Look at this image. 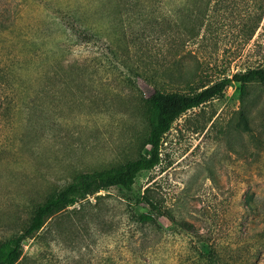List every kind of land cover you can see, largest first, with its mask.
Here are the masks:
<instances>
[{"label": "rangeland", "instance_id": "obj_1", "mask_svg": "<svg viewBox=\"0 0 264 264\" xmlns=\"http://www.w3.org/2000/svg\"><path fill=\"white\" fill-rule=\"evenodd\" d=\"M249 68L264 0H0V250L80 173L150 154L154 91ZM16 264H264V83L181 115L158 166L51 216Z\"/></svg>", "mask_w": 264, "mask_h": 264}, {"label": "trees", "instance_id": "obj_2", "mask_svg": "<svg viewBox=\"0 0 264 264\" xmlns=\"http://www.w3.org/2000/svg\"><path fill=\"white\" fill-rule=\"evenodd\" d=\"M256 81L264 83V68H249L189 92L154 91L150 100L156 108V113L151 120L147 140L150 154L129 161L121 168L82 172L77 175L72 182L38 208L29 226L10 241L8 249L0 250V264H16L23 255V242L42 230L51 216L70 205L108 187L119 186L131 190L140 172L151 170L161 163L163 138L181 115L222 95L233 82L239 84L241 96L244 98L248 93L249 84ZM241 113L244 114V107ZM142 200L150 205L154 204L147 193L143 195ZM142 216L147 218L150 215L143 213Z\"/></svg>", "mask_w": 264, "mask_h": 264}]
</instances>
